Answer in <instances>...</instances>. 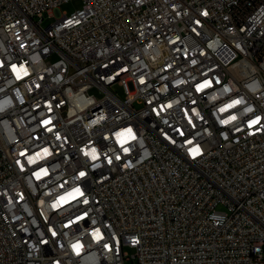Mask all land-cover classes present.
I'll use <instances>...</instances> for the list:
<instances>
[{
    "label": "built area",
    "instance_id": "2783aa9c",
    "mask_svg": "<svg viewBox=\"0 0 264 264\" xmlns=\"http://www.w3.org/2000/svg\"><path fill=\"white\" fill-rule=\"evenodd\" d=\"M68 1L0 0V264H264V0Z\"/></svg>",
    "mask_w": 264,
    "mask_h": 264
},
{
    "label": "rangeland",
    "instance_id": "374dc122",
    "mask_svg": "<svg viewBox=\"0 0 264 264\" xmlns=\"http://www.w3.org/2000/svg\"><path fill=\"white\" fill-rule=\"evenodd\" d=\"M83 6V0H71L68 1L66 3H63L59 6L60 11L62 13H67V14H71L72 12H74L75 10L81 8ZM56 17L55 16H49L48 13L45 14V19L43 21V25L47 26L50 23H52L53 21H55ZM118 93L122 96L123 95V91L120 87H116ZM138 106V104H136Z\"/></svg>",
    "mask_w": 264,
    "mask_h": 264
},
{
    "label": "snow or ice",
    "instance_id": "6c2138e0",
    "mask_svg": "<svg viewBox=\"0 0 264 264\" xmlns=\"http://www.w3.org/2000/svg\"><path fill=\"white\" fill-rule=\"evenodd\" d=\"M236 103H239V101H236ZM233 119H235V117H233ZM95 158V157H94ZM84 175V173H81V176H83ZM78 191V190H77ZM85 203H86V201H85ZM75 247V246H74Z\"/></svg>",
    "mask_w": 264,
    "mask_h": 264
}]
</instances>
